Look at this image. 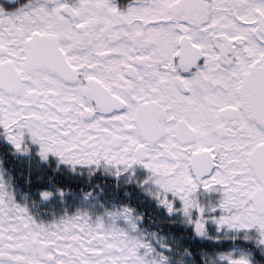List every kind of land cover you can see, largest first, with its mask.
Returning a JSON list of instances; mask_svg holds the SVG:
<instances>
[{
    "label": "snow or ice",
    "instance_id": "6c2138e0",
    "mask_svg": "<svg viewBox=\"0 0 264 264\" xmlns=\"http://www.w3.org/2000/svg\"><path fill=\"white\" fill-rule=\"evenodd\" d=\"M0 264H264V0H0Z\"/></svg>",
    "mask_w": 264,
    "mask_h": 264
}]
</instances>
